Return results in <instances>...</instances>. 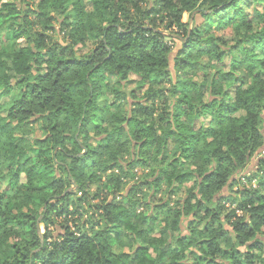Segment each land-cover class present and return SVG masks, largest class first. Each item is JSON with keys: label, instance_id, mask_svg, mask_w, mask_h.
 <instances>
[{"label": "clouds", "instance_id": "clouds-1", "mask_svg": "<svg viewBox=\"0 0 264 264\" xmlns=\"http://www.w3.org/2000/svg\"><path fill=\"white\" fill-rule=\"evenodd\" d=\"M0 264H264V0H0Z\"/></svg>", "mask_w": 264, "mask_h": 264}, {"label": "trees", "instance_id": "trees-1", "mask_svg": "<svg viewBox=\"0 0 264 264\" xmlns=\"http://www.w3.org/2000/svg\"><path fill=\"white\" fill-rule=\"evenodd\" d=\"M221 6H223V5H221ZM150 259V258H149Z\"/></svg>", "mask_w": 264, "mask_h": 264}]
</instances>
